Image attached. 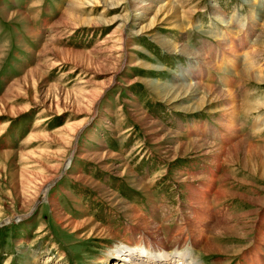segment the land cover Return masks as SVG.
Instances as JSON below:
<instances>
[{"label": "rangeland", "instance_id": "374dc122", "mask_svg": "<svg viewBox=\"0 0 264 264\" xmlns=\"http://www.w3.org/2000/svg\"><path fill=\"white\" fill-rule=\"evenodd\" d=\"M145 235L264 264V0H0V264Z\"/></svg>", "mask_w": 264, "mask_h": 264}, {"label": "bare ground", "instance_id": "6f19581e", "mask_svg": "<svg viewBox=\"0 0 264 264\" xmlns=\"http://www.w3.org/2000/svg\"><path fill=\"white\" fill-rule=\"evenodd\" d=\"M49 189H50V185L46 186L45 189L43 190L42 193L45 195V196L43 195L44 198L48 197L47 195H48ZM137 211L138 210L135 211L136 216L137 217L141 216L142 218L141 217L139 218L147 222L148 218H145L146 216L144 217L141 214H137L140 212V211L139 212ZM135 212H133V214H130V215L135 217ZM77 227H80V226H77ZM77 227L73 228L74 229L73 233H77L81 229V228L77 229ZM160 229H162V227ZM178 231H179V234H176V236L183 235L181 233L185 232V228L183 229L181 225ZM139 238L136 241L133 239L129 240L130 238L123 242L121 241L123 246L120 247V249H123V248L125 249L127 248V246H133V249H134L133 251L129 250L130 248H127L128 250L126 249L129 255L123 260L128 264H201L198 261V259H196L194 256L191 255L192 251L188 248L187 245L185 247L187 248V250H184L185 248L181 250L177 249L175 252L171 251V253H169L168 243L170 242L169 240H172L171 236L169 237L170 238L169 240L168 239L165 240L166 236L164 237L163 240L161 239L160 236L151 237V235H147V237L145 235ZM186 241H188V238L186 239ZM176 242L179 243L180 239H176Z\"/></svg>", "mask_w": 264, "mask_h": 264}]
</instances>
